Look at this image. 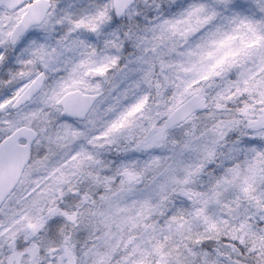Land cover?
<instances>
[{"label": "snow or ice", "instance_id": "snow-or-ice-1", "mask_svg": "<svg viewBox=\"0 0 264 264\" xmlns=\"http://www.w3.org/2000/svg\"><path fill=\"white\" fill-rule=\"evenodd\" d=\"M0 264H264V0H0Z\"/></svg>", "mask_w": 264, "mask_h": 264}]
</instances>
